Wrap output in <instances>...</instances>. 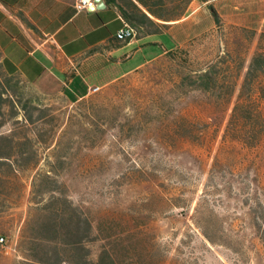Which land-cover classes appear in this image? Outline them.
Masks as SVG:
<instances>
[{
    "label": "rangeland",
    "instance_id": "rangeland-1",
    "mask_svg": "<svg viewBox=\"0 0 264 264\" xmlns=\"http://www.w3.org/2000/svg\"><path fill=\"white\" fill-rule=\"evenodd\" d=\"M231 6L232 0L209 4L206 16L196 18L198 33L178 32L171 55L80 100L21 87L24 100L42 109L46 136L53 137L38 169L50 161L75 205L95 221L118 223L125 236L144 235L164 264H264V135L246 145L230 123L263 31L248 43L229 21ZM211 7L221 11L219 23ZM150 38L173 44L167 36ZM221 60L235 81L229 98L191 86ZM31 175L22 174L18 206L0 212V264L23 259Z\"/></svg>",
    "mask_w": 264,
    "mask_h": 264
},
{
    "label": "trees",
    "instance_id": "trees-1",
    "mask_svg": "<svg viewBox=\"0 0 264 264\" xmlns=\"http://www.w3.org/2000/svg\"><path fill=\"white\" fill-rule=\"evenodd\" d=\"M105 1L117 6L137 36L162 34L171 22L186 15L193 0ZM210 9L219 23L218 14ZM236 28L247 36L248 43L256 34L253 29ZM222 63L198 73L191 86L229 98L235 81H230ZM242 68L239 64L237 76ZM25 84L22 78L7 75L0 68V212L18 206L25 186L22 174H32L28 215L20 240L24 256L17 264H164L158 249H147L144 235L136 232L125 236L124 231H117L118 223L106 217L95 221L87 209L75 205L50 161L46 169H38L53 137L46 136L42 109L32 100H24ZM9 122L10 127L3 130ZM230 123H234L236 138L246 145L256 146L264 135V32L259 34L243 76ZM204 236L211 241L207 234Z\"/></svg>",
    "mask_w": 264,
    "mask_h": 264
},
{
    "label": "crops",
    "instance_id": "crops-1",
    "mask_svg": "<svg viewBox=\"0 0 264 264\" xmlns=\"http://www.w3.org/2000/svg\"><path fill=\"white\" fill-rule=\"evenodd\" d=\"M75 1L0 0L1 70L41 94H64L77 101L91 88L103 89L174 50L181 30L186 38L195 36L197 16H206L208 5L218 0H202L200 5L193 0L186 15L162 34L138 33L126 41L115 38L126 23L117 6L101 0L104 8L77 11ZM263 11L264 0H232L227 16L232 25L264 32ZM216 13L221 16L218 8ZM161 35L173 44L165 47L150 38Z\"/></svg>",
    "mask_w": 264,
    "mask_h": 264
},
{
    "label": "built area",
    "instance_id": "built-area-1",
    "mask_svg": "<svg viewBox=\"0 0 264 264\" xmlns=\"http://www.w3.org/2000/svg\"><path fill=\"white\" fill-rule=\"evenodd\" d=\"M74 6L77 11H93L97 8V3L95 0H76ZM135 36L136 31L127 23L123 24V26L115 33V38L119 41L130 40ZM98 90L99 88L93 87L90 89V93H95ZM3 242L4 238L0 237V244H3Z\"/></svg>",
    "mask_w": 264,
    "mask_h": 264
},
{
    "label": "water",
    "instance_id": "water-1",
    "mask_svg": "<svg viewBox=\"0 0 264 264\" xmlns=\"http://www.w3.org/2000/svg\"><path fill=\"white\" fill-rule=\"evenodd\" d=\"M95 1L97 3V9H101V8L105 7V4L103 1H101V0H95Z\"/></svg>",
    "mask_w": 264,
    "mask_h": 264
}]
</instances>
